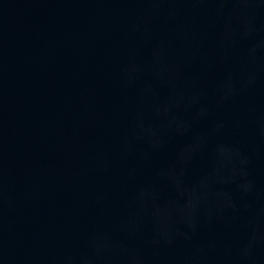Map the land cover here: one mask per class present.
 I'll return each mask as SVG.
<instances>
[{
	"label": "water",
	"instance_id": "1",
	"mask_svg": "<svg viewBox=\"0 0 264 264\" xmlns=\"http://www.w3.org/2000/svg\"><path fill=\"white\" fill-rule=\"evenodd\" d=\"M0 264H264V0H0Z\"/></svg>",
	"mask_w": 264,
	"mask_h": 264
}]
</instances>
